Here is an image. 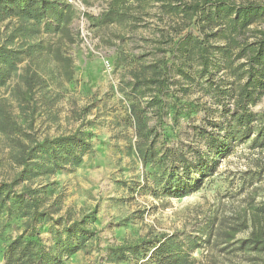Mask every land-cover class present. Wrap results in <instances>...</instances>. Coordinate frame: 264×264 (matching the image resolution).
I'll use <instances>...</instances> for the list:
<instances>
[{"label":"trees","instance_id":"1","mask_svg":"<svg viewBox=\"0 0 264 264\" xmlns=\"http://www.w3.org/2000/svg\"><path fill=\"white\" fill-rule=\"evenodd\" d=\"M168 1V12L176 20L165 30L158 29L152 61L137 58L119 92L129 101L127 121L133 136L127 139L128 152L134 151L142 164L156 167L162 195L182 197L197 191L236 144L249 141L248 148L264 156V107L252 110L264 96V0ZM146 2L107 0L95 20L101 26L141 20L148 15ZM68 8L58 0H0V88L16 80L17 100L35 94L33 78L27 68L20 71V64L44 50L42 34L63 29L48 16L61 18ZM193 92L205 102H190ZM19 109H24L21 104ZM197 112L203 115L193 137L202 146L190 150L192 157L179 147H166L168 133L181 126L180 119L186 121ZM0 135L8 141L9 159L17 169L13 178L0 181V228L11 217L21 221L19 233L3 250V264H63L96 233L84 229L82 222L70 225L63 217L54 218L57 211L41 204L37 188L24 187L21 192L15 188L23 181L79 166L90 151V132L78 128L52 139L21 138L0 105ZM255 177L264 179V157L255 170L243 174V183ZM254 192L232 217L217 220L205 242L214 243L222 254L239 253L251 264H264V199L255 202ZM43 223H50L53 247L40 236ZM238 234L244 236L237 238ZM200 241L201 237L162 236L139 241L128 251L149 253L153 264H205L191 256Z\"/></svg>","mask_w":264,"mask_h":264},{"label":"rangeland","instance_id":"2","mask_svg":"<svg viewBox=\"0 0 264 264\" xmlns=\"http://www.w3.org/2000/svg\"><path fill=\"white\" fill-rule=\"evenodd\" d=\"M58 1L69 8L61 18L48 17L63 29L42 34L44 50L24 58L19 66L20 71L27 68L33 78V98L17 100L16 80L10 79L0 88V105L21 138L52 139L72 134L78 128L90 132V151L79 166L39 180L23 181L15 188L17 192L24 187L37 188L41 204L57 211L54 218L63 217L70 225L82 222L84 229L96 233L63 264H153L149 253L133 255L128 248L139 241L171 235L180 239L201 237L191 256L205 264H251L239 253L222 254L212 246L214 243L205 242L217 220L232 217L249 193L255 191V202L264 199V179L257 181L255 177L243 183V174L255 170L264 157L248 148L249 141L236 144L229 156L217 162L197 191L182 197L162 195L163 183L158 181L161 177L156 167L142 164L134 151L128 152L127 139L133 136L127 121L129 101L119 88L129 79L128 72L137 58L143 57L146 63L152 61L158 46V29L165 30L176 20L168 12L170 1L147 0L148 15L143 19L101 26L95 18L106 8L107 0H81L94 53L82 46L81 13L66 0ZM19 87L25 88L23 84ZM196 99L201 103L206 100L198 92L188 98L190 102ZM263 107L264 96L252 110L257 112ZM202 115L197 112L186 121L181 118V126L173 132L166 128L170 139L165 146L189 151L186 155L192 157L190 150L202 146L193 137ZM167 118L170 124V117ZM16 170L9 159V143L0 135V181L13 178ZM20 229L21 221L14 217L0 228V264L5 246ZM38 229L43 243L53 247L50 223H43ZM243 236L238 234L237 238Z\"/></svg>","mask_w":264,"mask_h":264},{"label":"built area","instance_id":"3","mask_svg":"<svg viewBox=\"0 0 264 264\" xmlns=\"http://www.w3.org/2000/svg\"><path fill=\"white\" fill-rule=\"evenodd\" d=\"M72 7H74L77 11L81 13L80 15V29L79 36L82 40V46L87 48L90 52L94 53V50L89 45V40L91 37V33L89 30V25L87 23V19L84 17L85 9L81 0H66Z\"/></svg>","mask_w":264,"mask_h":264}]
</instances>
